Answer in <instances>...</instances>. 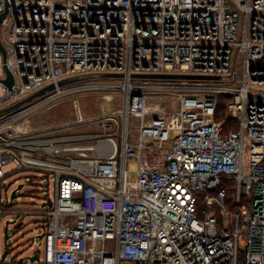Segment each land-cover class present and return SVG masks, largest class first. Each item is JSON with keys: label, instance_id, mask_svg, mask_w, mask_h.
I'll list each match as a JSON object with an SVG mask.
<instances>
[{"label": "built area", "instance_id": "built-area-1", "mask_svg": "<svg viewBox=\"0 0 264 264\" xmlns=\"http://www.w3.org/2000/svg\"><path fill=\"white\" fill-rule=\"evenodd\" d=\"M7 2L0 110L56 87L0 116V220L47 218L44 258L8 262L0 250V264H264V0ZM109 73L123 82H88ZM108 89L124 92L120 111L85 117L75 99V119L16 126L55 101ZM220 95L231 96L237 129L216 118ZM130 116L143 120L138 137ZM25 171L55 176L47 210L3 207V182Z\"/></svg>", "mask_w": 264, "mask_h": 264}, {"label": "rangeland", "instance_id": "rangeland-1", "mask_svg": "<svg viewBox=\"0 0 264 264\" xmlns=\"http://www.w3.org/2000/svg\"><path fill=\"white\" fill-rule=\"evenodd\" d=\"M240 38L241 36L239 35V39ZM88 82L114 85L120 84L123 81L122 79L103 77ZM173 83L184 84L183 81ZM188 83L193 84L194 82ZM216 83L229 86L233 85V83L228 80H216ZM168 93L176 94L175 91ZM175 96L178 97L180 94H176ZM75 99L79 100L80 114L85 117L94 116L105 111H120L125 104V95L120 89L88 91L80 95H71L46 105L20 119L18 123H16V126L21 128H26L30 125L32 127H37L39 124H44V121L50 125L75 119L73 117L76 113L79 114L74 106ZM165 107L175 109L178 107V104L173 101V103H166ZM119 119L123 122V115H120ZM146 121L149 123L150 119L147 118ZM143 124L142 118L138 116L137 118H132V116H130V134L133 132V125H135V127L137 126V131H139ZM138 135L139 132L137 133V137ZM20 185L22 188H19ZM55 186V176L52 174L48 175L40 171L17 173L3 182V187L1 189L3 207L29 212L47 210L49 207L44 206V203L50 197H55ZM14 191H16L17 195L15 198L13 197ZM8 222L10 223L8 224ZM19 223L20 227H17ZM46 226L47 218L45 215L2 214L0 220L1 254L7 250L10 251V255H8L6 259L8 262L14 258L15 260L24 258L25 261H28L30 260L29 258L38 251L44 258L46 240L41 236L45 233ZM6 227H8V231H6ZM122 264H124V262H122Z\"/></svg>", "mask_w": 264, "mask_h": 264}, {"label": "water", "instance_id": "water-1", "mask_svg": "<svg viewBox=\"0 0 264 264\" xmlns=\"http://www.w3.org/2000/svg\"><path fill=\"white\" fill-rule=\"evenodd\" d=\"M9 11V4L6 0L5 2V8L4 10L0 13V51L3 53L4 57H6V51L5 48L2 44L1 41V25L2 22L4 20V18L7 16V13ZM6 71L8 74V77L6 79H4L2 82L7 85L9 88H12L13 84H14V77L12 75V73L9 71V69L7 67ZM112 76H116V77H120L122 75L120 74H105L103 75V77H112ZM135 77H139V78H147V79H162V80H221L222 77L221 76H204V75H194V74H136L134 75ZM89 77H92V75H90ZM80 80V77H72V78H68V79H64L61 80L58 85L59 86H64L67 84H71L74 82H77ZM56 85L52 84L49 85L39 91H37L36 93L30 95L29 97L15 103L14 105H11L9 107H6L2 110H0V116L7 114V113H11L13 111H16L18 109H20L22 106L31 103L32 101H34L36 98H39L41 96H43L44 94H46L48 91H51L53 89H55ZM19 188H22V186L20 185ZM13 197H17L16 195V191L13 192ZM10 222H8L9 224ZM8 226V225H7ZM17 227H20V223L17 225ZM6 231H8V227H6ZM7 255V251H5L2 254V258L4 259ZM39 256L38 254H35L33 256H31L29 259L30 260H36L38 259ZM21 260H23V258H21Z\"/></svg>", "mask_w": 264, "mask_h": 264}, {"label": "trees", "instance_id": "trees-1", "mask_svg": "<svg viewBox=\"0 0 264 264\" xmlns=\"http://www.w3.org/2000/svg\"><path fill=\"white\" fill-rule=\"evenodd\" d=\"M231 100V96L229 95H220L219 96V102H218V109L216 112V118L225 120V130L229 131L230 129H237L238 124L236 122L235 118L228 117L226 115V108L227 104Z\"/></svg>", "mask_w": 264, "mask_h": 264}, {"label": "bare ground", "instance_id": "bare-ground-1", "mask_svg": "<svg viewBox=\"0 0 264 264\" xmlns=\"http://www.w3.org/2000/svg\"><path fill=\"white\" fill-rule=\"evenodd\" d=\"M24 120H26V119H24ZM149 123H150V122H149ZM149 123H148V121H146V124H149ZM26 128H28V127H26ZM135 167H136L135 163H132V164H131V168H135Z\"/></svg>", "mask_w": 264, "mask_h": 264}, {"label": "crops", "instance_id": "crops-1", "mask_svg": "<svg viewBox=\"0 0 264 264\" xmlns=\"http://www.w3.org/2000/svg\"><path fill=\"white\" fill-rule=\"evenodd\" d=\"M44 121V120H43ZM48 123H46L45 121H44V124H39V126H37V127H41V126H43V125H47ZM32 127V126H31ZM137 133H138V131H137Z\"/></svg>", "mask_w": 264, "mask_h": 264}]
</instances>
